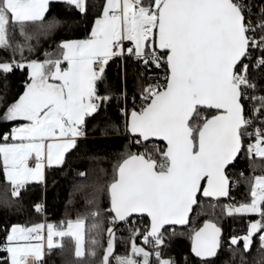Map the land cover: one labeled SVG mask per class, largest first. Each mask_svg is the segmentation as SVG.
<instances>
[{
	"label": "snow or ice",
	"instance_id": "snow-or-ice-1",
	"mask_svg": "<svg viewBox=\"0 0 264 264\" xmlns=\"http://www.w3.org/2000/svg\"><path fill=\"white\" fill-rule=\"evenodd\" d=\"M63 2L81 15L94 6L89 0ZM48 6L49 0H0V49L10 52L0 59V74H27L23 92L0 114V122H13L0 133L4 141L0 143V171L10 185V196L18 199L28 182L44 181L46 168L62 167L79 139L86 138L88 120L99 116L101 108L115 98L122 104L118 111L125 117L129 144L140 145L149 138L166 143L156 148L155 156L127 150L126 144V151L113 164L114 175L106 189H95L106 191L110 202L108 209L97 206L88 214L95 222L87 230L96 235L103 229L101 213L107 217L103 264H109L114 225L130 227L129 221L137 215L146 216L149 223L142 231L130 228L133 255L117 257L118 264H153V257L155 264H175L162 250L176 235L175 226L189 224V212L198 198L200 203L207 200L213 210L202 226L190 230L191 253L200 264H210L209 258L225 246L217 208L221 215L258 217L228 238L227 247L234 256L241 253V264L256 237L264 250V175L253 178L247 201L220 203L222 198L233 199L229 189L235 182L227 169L244 151L245 136L252 138L247 154L264 158V95L252 94L258 86L264 89L260 83L264 81V4L253 0H105L84 38L62 40L55 52L45 51L43 59L32 58L31 41L60 23L45 22ZM37 22L39 33L27 31L29 24ZM125 41L129 46L125 47ZM114 58L122 63L131 60L142 69L131 107L126 89L115 97L110 90L98 93L97 82L103 80ZM157 69L164 70L163 77L153 74ZM194 113L196 123L190 120ZM116 127L105 124V129ZM8 196L5 192L6 205L11 203ZM89 203L96 205L95 197ZM33 207L42 210L38 203ZM166 225L173 226L172 231ZM43 228L42 224L11 225L0 247L6 256L0 261L41 264L42 242L28 241L41 240ZM84 233L83 217L69 220L66 228L49 223L48 249L61 246L54 237L67 236L75 242V255L83 256ZM136 235L152 250L137 246ZM91 244L99 241L93 238Z\"/></svg>",
	"mask_w": 264,
	"mask_h": 264
},
{
	"label": "trees",
	"instance_id": "trees-1",
	"mask_svg": "<svg viewBox=\"0 0 264 264\" xmlns=\"http://www.w3.org/2000/svg\"><path fill=\"white\" fill-rule=\"evenodd\" d=\"M105 0H89L90 6L87 15H81L74 8H70L61 0H54L49 3L48 11L45 14V22L58 20L60 23L56 28L47 34H39L38 40L34 39L31 43L34 45L32 58L43 59L45 51L52 53L57 50V45L62 40L84 38L90 31L91 24L95 14L99 12L100 6ZM147 2V0H146ZM245 3L248 0H244ZM254 4H264V0H253ZM255 7L253 12H255ZM253 21L256 17H252ZM27 31L39 33V22L29 24ZM18 32V30H17ZM18 39L21 40L22 38ZM129 43V42H128ZM10 52L0 49V59H5ZM25 55H29L25 51ZM142 71L133 61L129 60L122 63L118 59H112L106 66L104 78L97 82L99 94H105L110 90L113 96L126 89L129 98L128 106L131 107V97L139 92L137 81L138 74ZM154 75L162 76L163 69H157ZM27 78L26 72L15 71L7 76L0 74V114L5 107L13 102L24 90V82ZM264 84V81L260 82ZM253 95H264V89L258 86ZM137 99L139 97L137 96ZM122 106L115 98L104 105L100 110V115L95 119H89L87 122L86 138L78 141V147L67 156V162L62 167L46 168L44 181L28 182L22 190L18 199L10 196V185L5 181L2 171H0V247L6 240L7 230L13 224L30 226L41 221H54L58 226H64L68 220L83 217L85 219V251L83 256L75 255V242L70 237H64L61 246L53 247L51 250L45 249V256L41 264H100L103 260L107 247L106 229L108 227L107 217L101 213L103 229L100 235L90 233L88 226L95 221L88 215L99 209L106 210L110 207L109 198L106 191L97 192L96 188L110 183L114 175L113 164L118 159V154L126 151L125 145L128 144L133 152H147L156 155L157 147H164L163 143L151 141L140 145L129 144L128 136L124 133L125 117L118 111ZM204 113H201V116ZM193 123L198 121L195 116L191 120ZM260 124L259 120H256ZM18 123V122H17ZM111 123L117 127L114 129H105V124ZM13 126V122H0V133L8 131ZM103 130V131H102ZM247 137L244 138V151L230 168L229 177L233 170H238L240 175L234 178L236 187L231 191L230 197L235 198V203L247 201L250 193L247 185L254 176L264 174V158H258L255 155L247 154ZM0 142H4L0 138ZM84 173V175H80ZM5 192L9 193V205L3 202ZM95 197L96 205L89 201ZM195 207L190 218L189 225L186 227H175L176 235L172 236L168 246L163 249L166 257L174 259L175 264H200V259L191 253L190 230L202 226L204 220L209 219V213L212 209L207 207L208 201L203 200ZM42 205L41 211L34 209L35 204ZM221 205L228 204V200H221ZM218 225L222 229V236L225 246L219 250L218 255L209 258L210 264H241V253L237 252L235 256L227 247L228 238L233 234H240L246 229L248 222L257 219L255 214H236L234 216L221 215V209H215ZM133 221L135 223H133ZM139 223V224H138ZM144 223H149L146 216H135L129 221L130 227L121 225L116 234V242L109 264H114L113 255L115 252H129L132 242V233L130 228H140ZM142 231V229H141ZM172 227L169 228V232ZM95 238L99 244L92 245L91 240ZM139 235L135 236V240ZM94 253V254H93ZM6 256V253L0 251V257ZM244 264H264V250L259 248V239H254L250 252L243 253ZM0 264H3L0 261Z\"/></svg>",
	"mask_w": 264,
	"mask_h": 264
},
{
	"label": "rangeland",
	"instance_id": "rangeland-1",
	"mask_svg": "<svg viewBox=\"0 0 264 264\" xmlns=\"http://www.w3.org/2000/svg\"><path fill=\"white\" fill-rule=\"evenodd\" d=\"M51 1H54V0H49V3H50ZM61 1H63V0H61ZM63 66H66V64H64ZM256 157H257V156H256ZM258 158H261V157H258ZM229 172H230V169H228V173H229ZM230 175H231L230 177L234 179V178H238L239 175H240V173H239L238 170L235 169V170H233V171L231 172ZM258 175H264V174H258ZM258 175H256V176H258ZM254 177H255V176H254ZM234 180H235V179H234ZM251 183H252V180H251V182H249L248 185H247V190H248L249 193H250V186H251ZM234 203H235V200H234ZM75 220H76V219H72V221H75ZM68 221H69V220H68ZM68 221H67V222H68ZM49 223L53 224L54 227L57 228V229H60V228H66V227H67V223H66L64 226H58V225H56V223H55L54 221H41V222H39V223H36V224H42V225H44V228L41 230V232L45 235V238H44L43 241H42L43 248H44V255H43V258H44V256H45V249L48 248V246H47V225H48ZM138 224H139V223H138ZM33 225H35V224H33ZM33 225H30V226H33ZM85 227H86V224H85ZM138 228H139V227H138ZM139 229H140V228H139ZM140 230H141V229H140ZM166 230L169 231V227L166 228ZM33 236H35V233L33 234ZM63 238H64V237H63ZM63 238L54 237V240L59 239L60 242H61ZM28 242H30V243H32V244L41 243V242H38L36 239H31V238H30V240H29ZM132 242H133V240H132ZM132 242L130 243L129 252H127V253H119V252H115V253H114L112 259H113V262H115V264H118L117 257H124V256H132V255H133V254H132V251H131ZM134 242H135V244H136L137 246L144 247V248H145L146 250H148V251H151V250H152V249L150 248V246L146 245V244L143 242V239H142V237H141L140 235H139V239H138V240H135ZM84 247H85V233H84ZM84 247H83V252L85 251V248H84ZM162 251H163V250H162ZM43 258H42V259H43ZM133 259H135V260H141L142 257H141V256H133ZM152 260H153V264H155V258H154V257L152 258Z\"/></svg>",
	"mask_w": 264,
	"mask_h": 264
},
{
	"label": "water",
	"instance_id": "water-1",
	"mask_svg": "<svg viewBox=\"0 0 264 264\" xmlns=\"http://www.w3.org/2000/svg\"><path fill=\"white\" fill-rule=\"evenodd\" d=\"M195 116V113L193 114V116L192 117H190V120H192V118ZM151 141H157V142H161V143H163V145H165V143L166 142H164V141H162V139L161 138H149L147 141H144L143 143H147V142H151ZM241 154V153H240ZM240 154H239V156H240ZM239 158V157H238ZM237 158V159H238ZM237 159L236 160H234L232 163H231V165L228 167V169H230L231 167H232V165L233 164H235V162L237 161ZM228 169H227V175H228ZM229 176V175H228ZM229 191H230V189H229ZM221 200H227V198H222ZM198 204V203H197ZM197 204H194L193 206H192V209H191V211L189 212V222H190V218H191V216H192V214H193V211H194V209H195V207L197 206ZM137 216H139V215H137ZM135 217V216H134ZM149 220V219H148ZM121 225H123V223H118V224H116V225H114V227H115V229H116V231H115V240H114V246H115V242H116V234H117V231H118V229H119V227L121 226ZM189 225V224H188ZM187 225V226H188ZM170 228V227H173V226H169V225H166L165 226V228ZM175 227H186V226H175ZM223 232V231H222ZM107 238H108V234L106 233V242H107ZM114 246H113V249H112V252L109 254V262H110V258H111V255H112V253H113V250H114ZM106 249H107V247H106ZM103 262H104V257H103V260H102V262L100 263V264H103Z\"/></svg>",
	"mask_w": 264,
	"mask_h": 264
},
{
	"label": "built area",
	"instance_id": "built-area-1",
	"mask_svg": "<svg viewBox=\"0 0 264 264\" xmlns=\"http://www.w3.org/2000/svg\"><path fill=\"white\" fill-rule=\"evenodd\" d=\"M245 15L247 16V13H245ZM127 46H129V43L127 42V41H125V47H127ZM164 75V74H163ZM163 75L161 76V77H163ZM256 124H258L257 122H255ZM248 131H250V132H252V131H254V128H250ZM247 137V144L248 143H250V142H252V138H249L248 136H246ZM247 147V146H246ZM253 156L255 155L254 153L252 154ZM33 163V162H32ZM230 179H231V181H234L235 183L234 184H232V186L230 187V195H231V191L232 190H234L235 189V187H236V181L233 179V178H231L230 177ZM231 198H233V199H231V200H229V199H227L228 200V203H234V200H235V198L232 196ZM148 223H144V224H142L141 225V229L143 230V228H144V226H146ZM36 235V234H35ZM40 237H41V240H37L38 242H42L43 241V239L45 238V235L42 233V232H40Z\"/></svg>",
	"mask_w": 264,
	"mask_h": 264
},
{
	"label": "crops",
	"instance_id": "crops-1",
	"mask_svg": "<svg viewBox=\"0 0 264 264\" xmlns=\"http://www.w3.org/2000/svg\"><path fill=\"white\" fill-rule=\"evenodd\" d=\"M0 143H2V142H0ZM30 164H32V161H30ZM46 170V169H45ZM114 264H115V262H114Z\"/></svg>",
	"mask_w": 264,
	"mask_h": 264
}]
</instances>
